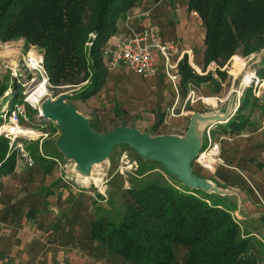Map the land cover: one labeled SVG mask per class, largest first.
Returning <instances> with one entry per match:
<instances>
[{"label":"crops","instance_id":"crops-1","mask_svg":"<svg viewBox=\"0 0 264 264\" xmlns=\"http://www.w3.org/2000/svg\"><path fill=\"white\" fill-rule=\"evenodd\" d=\"M149 28L161 42L174 44L169 56L172 66L178 70L185 57L197 75L209 73L211 79L192 83L198 97L190 102L189 85H180L179 92L174 91L159 53L152 55L158 69L154 76L142 77L118 66L107 72L95 95L75 105L96 132L125 125L152 136H182L193 112H226L236 78L229 75L233 82L225 94L227 81L219 79L214 71L217 66L204 65L205 29L199 15L189 10L188 0H139L118 18L105 45L112 46ZM237 87L235 91L239 92ZM261 90L259 105L252 102L250 113H244V108L238 112L234 109L235 97L227 119L212 126L214 138H224L220 143L222 163L210 165L209 171L196 162L192 165L197 176L226 193L215 195L219 204L229 209L243 236L252 240L258 264H264V84ZM195 103L202 109L194 108ZM203 138L206 140L205 132ZM62 158L58 159L65 161ZM114 169L107 167L105 172L108 177L103 190L111 194L120 191L118 177L112 175ZM60 172L49 159L35 160L31 168L18 159L14 170L0 177V264H132L109 254L103 244L91 238L94 220L106 211L99 206L109 201L100 196L97 199L88 184L66 185ZM180 249L185 255L186 248Z\"/></svg>","mask_w":264,"mask_h":264},{"label":"trees","instance_id":"trees-1","mask_svg":"<svg viewBox=\"0 0 264 264\" xmlns=\"http://www.w3.org/2000/svg\"><path fill=\"white\" fill-rule=\"evenodd\" d=\"M138 1L0 0V41L23 39L27 46L39 49L48 86L59 89L85 83L71 93L85 101L106 78L102 47L118 18ZM188 8L199 15L205 29L204 65L215 64L218 74L232 56L236 66L235 55L264 50V0H188ZM255 71L264 80V57ZM178 72L184 87L211 79L209 73L197 75L185 57ZM247 102L242 99L241 105ZM159 124L160 120L156 127ZM91 127L96 131L92 123ZM8 148L9 140L0 136V177L16 166V154L7 156ZM45 155L54 157L50 152ZM34 159L46 160L39 154ZM136 161L139 180L124 193L123 208L113 215L103 211L92 224L91 238L109 254L132 264H175L176 248L183 246L185 264H258L252 240L243 236L215 194L180 185L158 163L138 156ZM156 166L168 180L153 175Z\"/></svg>","mask_w":264,"mask_h":264},{"label":"water","instance_id":"water-1","mask_svg":"<svg viewBox=\"0 0 264 264\" xmlns=\"http://www.w3.org/2000/svg\"><path fill=\"white\" fill-rule=\"evenodd\" d=\"M235 88L230 93L225 113L193 112L182 136H152L125 125L103 133L96 132L89 120L67 102L70 94L42 101L39 117L56 124L59 129V136L55 140L56 150L65 161L74 164V175L86 182L92 180L95 165L108 161L116 146L125 145L143 161L158 163L180 185L208 194L225 195L223 190L213 186L210 181L197 176L192 165L203 151L202 137L205 130L227 119L237 94Z\"/></svg>","mask_w":264,"mask_h":264},{"label":"rangeland","instance_id":"rangeland-1","mask_svg":"<svg viewBox=\"0 0 264 264\" xmlns=\"http://www.w3.org/2000/svg\"><path fill=\"white\" fill-rule=\"evenodd\" d=\"M259 53L257 52L255 54H251L248 56H242L239 54L235 55L237 56V63L235 66L234 61L232 60V57L226 62L225 66L223 68H219L218 70L221 72V74H218L216 72V69L214 70L216 74L218 75L219 79L221 81H227L226 84H224V92L227 94L231 90L232 85V79L228 78L229 75L236 78L234 81V85L238 86L237 89L240 91H237L236 94V103L234 104L235 110L238 112L241 110V108H244L242 110L244 113H250L251 112V104L252 102L261 100L262 97V90L260 91V85H256L254 76H257V73L255 71V67L264 56V52L259 56ZM27 55H32L36 58L41 57V52L39 49H37L34 46H27L24 43L23 39H17V40H11L7 42H1L0 41V92H2V95L0 96V128L3 123L11 124L9 121L3 120V115L8 113L9 109H12V106L14 104H22L23 96L22 93L26 92L28 93L31 91L40 80H46V86L48 89V96L45 97V99H51L54 100L61 94H70L77 90L81 85L79 86H62L59 89H53L51 86H48L47 82V76L43 74L41 71H38L36 69H28L25 59ZM43 63V58H42ZM245 65V66H244ZM235 66V67H234ZM242 66L244 68L242 69ZM234 67V69H233ZM44 68V67H43ZM241 69V71H240ZM226 71H228L231 74H228ZM237 71V72H236ZM240 71V72H239ZM229 79V80H228ZM262 80L261 78H259ZM251 89V90H250ZM220 90L217 88L215 92H218ZM236 90V89H235ZM250 90L251 94L248 92V95H246V91ZM25 93V94H26ZM240 93V94H239ZM196 94V89H195ZM198 97V95H196ZM195 96V98H196ZM214 96V95H213ZM223 95H221L222 97ZM247 97V98H246ZM44 99V100H45ZM242 99H247V103L244 105H241L239 102L242 101ZM43 100V101H44ZM263 100V99H262ZM77 101L82 100H76L72 96L68 99V103L73 106V108H76L75 105H79ZM14 102L13 105L10 103ZM255 104V106H257ZM11 105V106H10ZM240 105V106H239ZM253 105V104H252ZM259 105V104H258ZM40 107V106H39ZM258 107V106H257ZM194 108L196 109H202V107L196 103L194 104ZM25 111L28 121H22L19 123V126L21 129L24 130H33L35 132H38V135H29L32 138H24L21 136L18 138V141H23L26 149L30 152L33 158L38 157V141L35 140L39 136V133H47L48 136L43 140L42 143V151L44 154L47 152H50L51 155L58 156L62 158V155L54 150L55 148V140L59 136V129H57V126L54 122L45 120L43 118H38V110L34 109L32 107H28L25 105ZM12 125V124H11ZM9 126V125H8ZM111 128V127H109ZM217 130L222 129L221 127H217ZM14 129V128H13ZM12 130V129H11ZM9 132V131H8ZM8 132H3L0 134L5 139H8L7 136L10 135ZM30 139L31 141L27 140ZM10 141V140H9ZM206 145V140L202 139V147ZM15 153V152H14ZM122 153H125L127 156V159L129 161H136V155L134 152H132L127 146L125 145H118L115 147V149L110 153L108 162L105 161L98 165L96 170H93L95 173L97 172V176H94L93 178L98 177L97 186L99 187V190L97 191L96 188H94L93 185H90L92 187V190L94 191V195L97 196V199H107L109 202L105 205H101L99 207L104 208L109 215H113L116 210H121L123 208V195L126 192L127 189H125V183H127L129 186H131V182L134 180H139L133 175L126 174V176H118L117 170L118 167L121 166V158ZM16 154V153H15ZM63 159V158H62ZM125 159V161L127 160ZM16 160H18L16 158ZM65 163H69L67 161H64ZM137 162V161H136ZM72 163V162H71ZM138 163V162H137ZM107 167L115 168L112 172V175H116L119 181L118 184L120 185V191H112L113 194H111L107 191L104 192V187H106V180L108 177V174L106 175V169ZM157 169L155 170L153 175H162L164 180H168V176L164 174L160 169L159 166H156ZM194 170L198 171L197 166H194ZM61 173V172H60ZM168 178V179H167ZM101 181V182H100ZM106 181V182H105ZM105 182L104 184H102ZM103 185V186H102ZM177 247H183V246H177ZM180 248H176V263L175 264H183L185 262V255H183Z\"/></svg>","mask_w":264,"mask_h":264},{"label":"built area","instance_id":"built-area-1","mask_svg":"<svg viewBox=\"0 0 264 264\" xmlns=\"http://www.w3.org/2000/svg\"><path fill=\"white\" fill-rule=\"evenodd\" d=\"M174 48V44L170 42H161L157 35L155 34L154 29L149 28L142 33L134 34L129 38H125L119 40L116 44L104 45L101 50V58L103 62V67L106 72H110L116 69L118 66H123L125 69L132 71L133 73L142 76L149 77L154 76L157 73V67L152 62V55L154 52L159 53L164 59V67L163 71L166 79L173 87L174 91L179 92L181 85V76L176 69L175 66H172L169 63V56ZM259 56L264 52V50L260 51ZM264 56V55H263ZM26 65L28 69H36L45 74V70L43 68L42 58L34 57L32 55H27L25 59ZM256 85L263 86L264 81L260 80L258 76H254ZM240 92V91H239ZM25 93H22L23 100L22 104H14L12 109L8 110V113L3 115L4 121H9L12 125H19L22 121H28L25 111V105L28 107H32L38 110V118H40V109L37 104L33 105L28 103L25 99ZM240 94V93H239ZM195 87L192 84H189V90L187 95V100L190 102H194L195 98ZM261 128L264 129V122H262ZM212 126H209L205 130V138L207 141L206 146L203 148V151L199 154L195 162L201 166L203 169L212 170L210 165L214 167L222 163L221 162V146L220 143L224 139L223 137H219L218 139L214 138L212 134ZM23 135H8L7 138L9 141V148L7 156L13 152L16 153L17 159L21 160L28 168H31L35 165V160L30 154V152L26 149L23 141H18ZM47 133H39V136L35 138L38 141V154L42 158L49 159L53 161L57 167L60 169V179L66 185H78L84 186L85 184L93 185L94 188L99 190L97 183L94 178L89 182H86L82 179L77 178L73 173L74 164L69 162L65 163L64 161H60L56 157H48L42 151V143L45 138H47ZM24 138H28V136H23ZM22 138V137H21ZM31 141L30 139H27ZM205 155L203 159L202 156ZM125 153H122L121 158V166L118 167L117 174L120 176H126V174H130L136 176V172L138 171L139 164L136 161H129ZM213 167V168H214ZM98 174L93 171V177ZM101 182V181H100ZM106 182V181H105ZM103 182L102 184H104ZM129 185L125 183V189H129Z\"/></svg>","mask_w":264,"mask_h":264},{"label":"bare ground","instance_id":"bare-ground-1","mask_svg":"<svg viewBox=\"0 0 264 264\" xmlns=\"http://www.w3.org/2000/svg\"><path fill=\"white\" fill-rule=\"evenodd\" d=\"M244 68V67H243ZM48 96V89L46 86V80H40L37 85L28 93L25 94L26 101L30 104H37L38 106L41 105L42 101L45 99V97ZM9 125V126H8ZM14 128V129H13ZM12 129V130H11ZM9 131V132H8ZM3 132H8L10 135H23V136H28V138H32L29 135H38V132L31 131V130H24L21 129L19 125H11L7 123H3L1 128H0V134ZM98 165H95L93 167V170H96ZM97 173V172H96ZM95 182H98V177L94 178Z\"/></svg>","mask_w":264,"mask_h":264}]
</instances>
